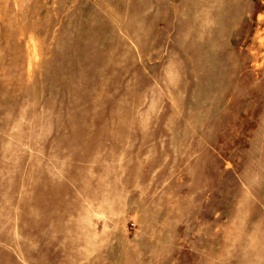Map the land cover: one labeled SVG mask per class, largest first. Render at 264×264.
<instances>
[{"label":"rangeland","instance_id":"obj_1","mask_svg":"<svg viewBox=\"0 0 264 264\" xmlns=\"http://www.w3.org/2000/svg\"><path fill=\"white\" fill-rule=\"evenodd\" d=\"M0 264H264V0H0Z\"/></svg>","mask_w":264,"mask_h":264}]
</instances>
